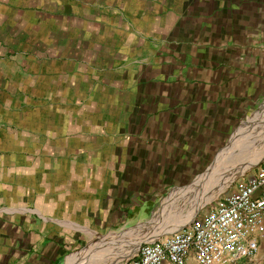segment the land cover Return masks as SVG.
Masks as SVG:
<instances>
[{
  "label": "crops",
  "instance_id": "obj_1",
  "mask_svg": "<svg viewBox=\"0 0 264 264\" xmlns=\"http://www.w3.org/2000/svg\"><path fill=\"white\" fill-rule=\"evenodd\" d=\"M256 101L264 0H0V264L139 219Z\"/></svg>",
  "mask_w": 264,
  "mask_h": 264
},
{
  "label": "rangeland",
  "instance_id": "obj_2",
  "mask_svg": "<svg viewBox=\"0 0 264 264\" xmlns=\"http://www.w3.org/2000/svg\"><path fill=\"white\" fill-rule=\"evenodd\" d=\"M263 117L264 101H256L247 111V121L236 133L237 128L232 127L230 135L234 136L222 142L223 150L208 158L205 171L194 174L177 187L162 191L150 204L136 206L139 219L112 222L105 230L88 232L86 241L70 254L66 264L78 254L85 255L88 261L85 264H121L144 242L167 237L208 212L222 194L234 190L258 169L264 168V157L246 169L238 168L246 157L254 156L264 145L263 140L256 142L254 148L247 143ZM204 176L207 177L202 181ZM262 236L256 240L254 254L237 258L231 264H264V234Z\"/></svg>",
  "mask_w": 264,
  "mask_h": 264
},
{
  "label": "built area",
  "instance_id": "obj_3",
  "mask_svg": "<svg viewBox=\"0 0 264 264\" xmlns=\"http://www.w3.org/2000/svg\"><path fill=\"white\" fill-rule=\"evenodd\" d=\"M264 232V168L222 194L208 212L162 239L144 242L121 264H229L257 249Z\"/></svg>",
  "mask_w": 264,
  "mask_h": 264
},
{
  "label": "bare ground",
  "instance_id": "obj_4",
  "mask_svg": "<svg viewBox=\"0 0 264 264\" xmlns=\"http://www.w3.org/2000/svg\"><path fill=\"white\" fill-rule=\"evenodd\" d=\"M261 141L263 140L262 142L264 143V117L262 118V121H261V124L259 125V128L257 130H255L250 138L247 140V143L249 144H252L253 145V148H254V145L256 142L258 141ZM256 146V145H255ZM262 146V149L259 150V152L257 154H255L254 156L252 157H246L244 160H243V163L241 164L240 167L238 168H248V166L258 162L261 158L264 157V145H261ZM258 148V147H257ZM260 149V148H259ZM257 150V149H256ZM255 150V151H256ZM256 153V152H255ZM251 155V154H250ZM249 155V156H250ZM212 171V170H211ZM205 177L207 176H204L202 181L205 180ZM191 220V219H190ZM182 227V226H181ZM178 229V227H177ZM171 233V232H170ZM79 262V263H78ZM85 262H88L87 259L85 258V255L83 254H78L74 257V259L71 261L70 264H85Z\"/></svg>",
  "mask_w": 264,
  "mask_h": 264
}]
</instances>
